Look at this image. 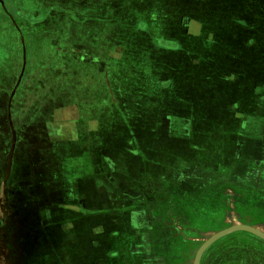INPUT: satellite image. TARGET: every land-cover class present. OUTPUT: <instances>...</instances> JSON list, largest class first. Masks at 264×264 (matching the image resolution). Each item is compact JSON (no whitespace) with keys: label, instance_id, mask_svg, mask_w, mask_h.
<instances>
[{"label":"rangeland","instance_id":"rangeland-1","mask_svg":"<svg viewBox=\"0 0 264 264\" xmlns=\"http://www.w3.org/2000/svg\"><path fill=\"white\" fill-rule=\"evenodd\" d=\"M8 2L10 12H7L2 2L6 14L0 15V35L5 33V46L10 48L12 54L16 53V58L9 61L10 54L6 53L5 57L1 55V59L11 62L10 67L16 68L18 75V72L25 68L28 49V58L31 57L32 62L37 65L29 69L36 72V78L39 80L36 84L37 94L44 97L43 101H47L53 96L50 89L56 85V102L59 104L67 103L66 88L71 79L70 63L74 61L75 65H78L76 72L74 71V79L79 83L84 79L82 64H88L90 58L98 63L99 51L95 47H98L101 32L106 29L114 32V26L125 23L123 17L126 15L155 19L160 32L161 23L167 24L170 20L173 23L180 15H199L204 27L209 30H221L220 26L224 24L228 37H231L228 39L230 43L242 39L243 34L238 32H248L251 45L256 46L258 41H262L264 47V0H186L187 5H183L182 0ZM198 2L201 12L194 14L193 9ZM184 8L186 13L185 10L182 11ZM103 16L107 22H102ZM144 24L139 20L132 25L143 28ZM19 32L27 37L26 42L22 44L23 66L20 60ZM230 49L237 51L233 46ZM223 55L226 53L219 56L224 57ZM125 85L127 86V82ZM5 115L0 114V264H122L124 259L119 261L116 255L127 251V248L123 247V231L115 222L118 220L121 223L125 214L116 215L114 211L101 214L97 200L86 198L84 193L83 196H77L72 191L75 179L94 176L100 168L89 166L88 155L84 153L86 144L81 145L78 150H71L64 141L69 138L84 141L83 127L87 131L88 127H94L90 130L91 133L96 132L104 138L105 134L111 137L114 133L113 128H110L113 118L110 119L107 114L106 119L98 120L97 124H94L92 120L96 119L97 114H94V117L79 115L80 118L75 120L77 130L64 129L68 132L64 140L61 144L53 143L51 148L45 140L46 137L51 140V136L43 137L44 135L38 134L46 125L50 114H12V128H21L22 125L27 127L25 134L19 136L22 137V143L3 130ZM123 117L125 121V114ZM56 120L57 128L71 126L68 114H58ZM205 131V140L211 147L222 143L221 138L216 142L215 136L211 135L209 130ZM253 153L254 158L260 156L257 149ZM47 163H53V167H47ZM246 168L239 166L234 168L233 172L248 182L249 177H245L243 172H246ZM50 169L54 182L68 180V198H58L57 195L51 197L48 192ZM101 169L102 172H98L95 177L101 176V180H108L109 170L106 167ZM221 169L223 168H219L217 181L212 173L214 171L210 168L201 172L204 179L202 198L187 199L184 207L185 203L175 204L171 214L153 216L141 209L135 214L134 220L130 217L139 225L147 228L151 225L153 228L152 231H139L144 245L142 243L143 246L138 250L144 259L139 257L135 259L134 264H193L197 249L214 232L237 223L264 228V209L255 207V202L259 200L256 193V198L251 201L240 198L228 201L222 199L221 194L227 185V179L221 174ZM213 175L214 183L211 184ZM251 176L258 177L257 174ZM124 191L127 190L123 187V190L118 192L125 196ZM211 195L214 196L213 199L210 198ZM126 197L119 200V210L130 209L127 201L131 196ZM67 210H73L74 213H67ZM180 212H183V215L180 216ZM244 219L247 222H244ZM167 228H170V231H167ZM261 230L264 232V229ZM162 240H166L168 245L164 253H161L159 248ZM200 264H264V239L246 230L233 231L208 246L202 254Z\"/></svg>","mask_w":264,"mask_h":264},{"label":"flooded vegetation","instance_id":"flooded-vegetation-1","mask_svg":"<svg viewBox=\"0 0 264 264\" xmlns=\"http://www.w3.org/2000/svg\"><path fill=\"white\" fill-rule=\"evenodd\" d=\"M8 1L9 0H0V15L4 16L6 14L4 7H6L7 12L11 11L10 8L8 9L7 7L9 6ZM2 2L4 3V7H2ZM182 2L183 5H187L185 4L186 0H182ZM184 10L186 13L187 11L185 8L182 11ZM199 10H201V5L198 2L193 9L194 14H199L201 12H199ZM123 19L125 23L121 26H114V32L108 29L101 32L97 42L98 47H95V49L99 51V56L97 57L98 63L97 60L90 58L91 60L88 61V64H82L84 79L79 82L80 84L74 79V71L76 72L78 65H75L74 61L70 63L69 78L71 79L66 88L67 103L65 104L56 102L55 94L58 88L56 85L50 89V93L53 96L47 101H43L44 97L37 94L38 85L36 84L39 80L36 78V72L29 70L30 67H37V65L35 62H32L31 57H29L30 59L28 58V49H26L27 57L25 68L23 71H19L18 75L16 74L17 69L10 67L11 62L8 63L5 59H1V55L5 57L6 53L7 55L10 54V56H8L9 61L10 59L13 60L16 58V53L12 54L10 48L5 46V42H7L6 36L5 33L2 32L3 34L0 35V114H6L2 122L3 130L9 136L16 137V139L22 143V137L19 138V136L20 134H25L24 132L27 127L22 125L21 128H12L14 123L12 122V114H50L49 119L46 121V125L38 134L44 135L43 137L51 136V140L47 137L45 140H47V144H50L52 148L53 143L61 144L65 134H68V132H66L68 128H78L75 119L78 118V115L81 116L82 114L75 115L74 110H77V105L79 103L82 105L84 115L91 117L95 113L97 114L96 119L92 120L94 124L97 123L98 120L103 121L102 119L105 118L103 117L105 114H117L119 118L122 119L125 131L121 132L118 136L115 133V135H113L114 137L108 142V145L105 143L103 136L97 135L96 132H90L94 127H88V131L84 127L82 129L85 132L84 144H86V146L84 149L86 152L84 153L88 155V163L90 164L91 162L93 164V162H97L100 166L96 163L97 166L94 168H100L98 171L102 172L101 167L107 166H104V160H108L105 155H108L109 158L114 161L116 157H118L120 161L128 163V161L132 162L130 157L135 158L133 160L136 161V157L138 156H136L135 150L139 147L140 150H142L140 135H135L132 132V130L137 127L133 128L129 119L130 114H156L154 121H158L159 126L163 125V129H165L166 125H171V120L163 114H198L200 111L203 112L205 108L204 106L202 108L203 94L201 93V83H199V81L202 80L201 78H204V83L209 82L211 75H214L217 71L219 73L218 94L222 99H227L232 95L228 90L229 83L234 82V79L238 80L239 78L240 80V77L244 79L245 75H247L244 81L245 84L248 85L251 81L255 82L254 87H256L257 91V76L252 77L254 73L246 66L250 65L249 59L252 53L254 54L255 52L251 51V47L254 46L251 45V38L248 32H238L239 34H243L242 39L230 43L228 39L231 37H228L229 35L226 33L228 30H225L224 21H222L223 25L220 26L221 30H209L207 29L208 27H204V23L200 20L199 15H180L173 23H171V20L167 24L162 25L161 23L162 32L159 30V25L155 24V19L150 20L149 18H145V16L141 17L133 14L126 15ZM106 20V17L103 16L102 22H107ZM139 20L145 23L143 28L132 25ZM243 26L246 27L244 24ZM105 27L108 28L106 24ZM8 31L10 32V30ZM26 40L27 37L21 33V66H23L22 61L24 60V55L22 58V44L26 42ZM232 46L238 52L239 50L244 52L243 62L239 59L242 63H235V58L237 57L231 56V52L236 54L235 51L230 49ZM223 48L225 51H223ZM258 50L264 51V47L260 46ZM222 53H226V55L220 57L219 55ZM180 64L183 66L184 75L186 77V83L183 85H178L177 80L175 82L176 78L174 79V77L178 75L177 67ZM213 79L216 80L214 77ZM12 80H14V83H12ZM126 82L127 86L125 85ZM243 91L246 95V86L243 87ZM29 102L31 103L28 105ZM65 105L69 107L65 108ZM27 106L29 107L27 108ZM57 106L62 107L60 113L68 114V118L71 119V122H69L71 126L57 128L56 119L58 114L54 112ZM123 114L126 116L125 121L123 120ZM111 116L112 115H109L110 118ZM19 123L20 121L18 124ZM166 137L173 138L170 135ZM158 138L160 137H156V139ZM64 141L68 143L67 146L71 147V150L79 149L77 139L69 138ZM120 144L127 148L122 154V151H118L122 149ZM139 157L142 158L141 155ZM146 158L147 157H144L145 160H147ZM111 165L112 164H110V166ZM46 166L53 167V163H47ZM110 166L108 165L106 168L109 170ZM207 168L214 171L212 173H214L216 178L218 177L215 168L210 166ZM207 168L203 169L205 170ZM164 169L168 170V168L159 166L153 167V165L138 168L140 174L134 176V181L131 180V182L133 183L139 180L142 183L139 188H136L138 192L144 195L140 202L141 204L144 203L145 200H151L154 194L160 191L163 182L162 179H159L161 182L158 184L161 186H154L150 183L152 182L151 180L155 178L152 174H154L156 170L161 173ZM50 170L51 171L48 172V174L50 173V178L48 177V192L51 197L53 198L57 195L58 198H68L69 196L66 192L68 191L67 186H69L68 180L54 182V177L51 173L52 169ZM103 174L106 175L105 173ZM214 175L212 177L213 179H210L211 184L214 183ZM90 177L86 176L87 179L84 184L85 197H91L90 199L93 198L97 200L96 203H98L101 214L109 211H114L116 215L119 213L120 216L125 214V219H121V223L118 220L115 222L117 227H120V230L124 232V228L129 227L131 209L134 208L132 204L135 203V201L132 200V196L127 201L130 205V209L125 211L119 210L117 204H119V200L122 198H114L118 191H116L114 187H109L111 186L109 182L113 180V178L109 175L108 185L103 184L106 191H99V180H97V177ZM147 179H150V181L147 182ZM129 181H124V187L129 188V185H131ZM143 181H146L148 184L146 185ZM96 182L98 184H95ZM143 183H145V185H143ZM152 185L154 186L153 188ZM202 196L203 194L199 198H202ZM211 196L210 198L213 199L214 196ZM65 202H67V200H65ZM65 202L64 204L66 205ZM92 202H94V200ZM57 203L59 204V202ZM178 203H185L183 207L186 206V201L184 200L180 202L175 200V204L177 205ZM170 204L172 205V203ZM172 209L175 208L173 207ZM68 212L74 213L73 210L71 212L67 210V213ZM181 214L183 215V212H180V216ZM184 225L187 227L186 223H184ZM151 229L153 230L150 225L148 230L150 231ZM165 241L166 240L160 241L159 248H161V253H164L166 250L165 247L168 246ZM142 243L144 245V241L140 238L139 231L133 232L131 237L128 235L127 239L123 242V247H126L127 251L119 255L117 254L118 260L120 261V259L123 258L124 261H121L122 264H134L135 259L139 257L141 260L144 259L142 254H140L141 251L138 250V248L143 246Z\"/></svg>","mask_w":264,"mask_h":264},{"label":"crops","instance_id":"crops-1","mask_svg":"<svg viewBox=\"0 0 264 264\" xmlns=\"http://www.w3.org/2000/svg\"><path fill=\"white\" fill-rule=\"evenodd\" d=\"M259 45L263 46L262 41H258L256 46L251 47V51L255 52L254 54L252 53L249 59L250 65H246L254 73L252 77L257 76V91L256 87H254L255 82L251 81L250 84H245L244 81L247 77L245 75L244 79L240 77V80L239 78L238 80L234 79V82L229 83L228 90L232 95L227 99H222L218 94L219 73L217 71L214 75H211L209 82L204 83V78L199 81L201 83V93L203 94L202 108L203 106L205 108L203 112L200 111L198 114H163L171 120V125H166L165 129H163V125L159 126L158 121H154L156 114H130V122L133 128L137 127L132 132L135 135H140L142 150H140V147L135 150L136 156H138L136 161L133 160L135 158L130 157L132 162L128 161V163L120 161L118 157L114 161L107 158L109 157L108 155H105L109 161L105 159L104 166L112 164L109 167V175L113 180L109 182V185L113 186L116 191L121 192L125 185L124 181H129L130 179L131 185H129V188L124 187L127 190L124 192H126V198L130 195L132 200L135 201L132 204L134 208L131 209L130 214L133 220L135 214H138L141 209H143V212L145 210L148 211L153 216L156 214H171V211L174 210L172 208H175V205H173L175 200L180 202L181 200L186 201L190 198L201 197L204 192L201 187L204 182L201 172L204 171L203 168L209 166L215 168L217 175H219V168H223L221 169V174L226 177L227 185L221 194L222 199L228 201L240 198L245 201H251L256 198L257 194L259 200L255 202V207L264 209V51L258 50L260 49ZM235 52L236 54L231 52V56L237 57L235 58V63H242L244 52L240 50ZM177 68L178 75L174 77V79L176 78L175 82L177 80L178 85H183L186 83L183 66L180 64ZM245 86L247 89L246 95L243 91ZM64 107L68 108L69 106L65 105ZM61 110L62 107L57 106L54 112L59 114ZM74 111L75 114H82V117L86 116L80 103L77 105V110ZM109 115H112L110 119L113 118L110 128H113L114 133L111 134V137L105 134L104 141L107 145L115 133L118 136L125 131L122 119L117 114ZM103 117L106 119L107 114ZM79 118L80 116L78 115L75 120ZM76 130L77 128L74 129V131ZM205 130H209L210 134L215 136L216 142L221 138L222 143H214L216 146L211 147L205 140L207 136L204 137ZM169 135L173 138L166 137ZM156 137L160 138L156 139ZM77 141L80 149L85 140L80 142L77 139ZM120 146L122 149L118 151H122V154L127 148L124 145L122 146V144ZM256 149L260 152L258 158L252 157ZM139 154L142 158L139 157ZM144 157H147V160ZM96 163L93 162L92 164L90 162L89 166L92 168L97 165L100 166V164L97 163L96 165ZM150 165H153V167H165L168 170L164 169L161 173L156 170L152 174L155 178L151 180L150 184L157 186L161 182L159 179H162V187H160V191L157 194H154L151 200L148 199L149 201L145 200L142 203L144 204L142 208L140 202L144 195L138 192V189L136 190L142 183L139 180L132 183L131 180L134 181V176L140 174L138 168L149 167ZM239 166L247 167L246 172H243L246 174L245 177H249L248 182L245 181L244 177H238V174L236 176L235 171L233 172L234 168L236 169ZM98 172L97 169L92 177H95ZM254 174H257L258 177L251 176ZM205 177L207 176L205 175ZM86 179V177L82 176L73 181L75 186L72 185V191L77 196H83ZM97 179H99L98 183H100L98 190L106 191L103 184L108 185L107 178L101 180V176H99ZM149 181L150 179H147V182ZM143 182L146 183V181ZM153 185L152 188L154 187ZM256 188L258 192H256ZM116 193L117 195L114 198L125 197L120 195L119 192ZM132 219L129 221V227L124 228L122 234V236L124 235V240L127 239L128 235L131 237L133 232L148 230L147 227L145 228L144 225L133 222ZM244 222H247V220L244 219ZM250 224L254 225L253 222H250ZM259 228L264 229L263 227ZM166 230L170 231V228Z\"/></svg>","mask_w":264,"mask_h":264},{"label":"water","instance_id":"water-1","mask_svg":"<svg viewBox=\"0 0 264 264\" xmlns=\"http://www.w3.org/2000/svg\"><path fill=\"white\" fill-rule=\"evenodd\" d=\"M236 230H246V231H249V232H251L253 234H256L257 236H259V237L264 239V232L261 229H259V228H256V227L248 225V224H242V223H237V224L230 225V226H228L226 228L220 229V230L214 232L213 234H211L199 246V248L197 249V251L195 253L193 264H200L203 252L213 242H215L216 240H218L222 236L227 235V234H229V233H231L233 231H236Z\"/></svg>","mask_w":264,"mask_h":264}]
</instances>
